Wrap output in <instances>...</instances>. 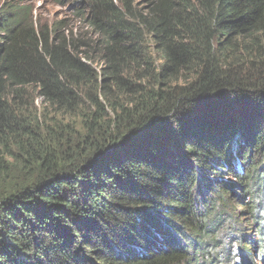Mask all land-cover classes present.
Returning <instances> with one entry per match:
<instances>
[{
    "label": "trees",
    "instance_id": "1",
    "mask_svg": "<svg viewBox=\"0 0 264 264\" xmlns=\"http://www.w3.org/2000/svg\"><path fill=\"white\" fill-rule=\"evenodd\" d=\"M67 2L0 1V264L263 263L264 0Z\"/></svg>",
    "mask_w": 264,
    "mask_h": 264
},
{
    "label": "rangeland",
    "instance_id": "2",
    "mask_svg": "<svg viewBox=\"0 0 264 264\" xmlns=\"http://www.w3.org/2000/svg\"><path fill=\"white\" fill-rule=\"evenodd\" d=\"M5 4L8 0H0ZM16 2L23 1L28 7L33 9V16L35 20H42L46 23H53L56 21H64L69 28L77 26L75 16L72 11L71 5L67 0H15ZM141 1V0H137ZM234 250V249H232ZM264 264V258L263 263Z\"/></svg>",
    "mask_w": 264,
    "mask_h": 264
}]
</instances>
